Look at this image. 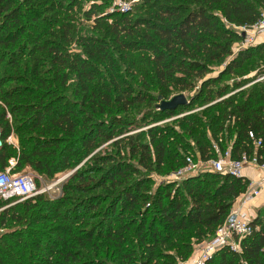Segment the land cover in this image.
I'll list each match as a JSON object with an SVG mask.
<instances>
[{
    "label": "trees",
    "instance_id": "obj_1",
    "mask_svg": "<svg viewBox=\"0 0 264 264\" xmlns=\"http://www.w3.org/2000/svg\"><path fill=\"white\" fill-rule=\"evenodd\" d=\"M177 1L182 4H174ZM47 2L48 11L64 15L78 5V0H0V69L25 58L31 60L27 62L31 68L26 64L20 69V79L0 76V100L21 99L12 107H0V171L14 158L17 172L30 167L50 179L72 169L104 144L109 143L110 151L93 155L89 166L62 183L64 198L48 203L37 195L19 202H25L26 216L14 218L24 223L20 231L0 234V264H43L42 257L45 264L77 262L76 246L87 250L101 240L119 263L135 256L125 247L141 251L142 264L184 262L190 250L184 241H201L217 231L250 181L204 172L185 178L179 185L167 181L151 190L150 176L175 172L190 154L201 161L216 159L213 141L196 134L203 126L223 133L219 138L211 135L221 154L230 147L231 159L254 155L259 165L264 164V81L245 93L242 90L236 95L243 97L239 101L228 97L197 113L189 112L225 96L230 88L223 80L253 57L254 51L264 53L261 43L232 56L234 41L241 40L233 27L255 24L264 12V0H142L143 6L127 12L98 15L100 8L94 4L84 18L93 23L86 30L98 36H82L85 57L68 56L57 42H49L58 38L65 44L74 38L73 29L60 20L54 23L57 33L46 26L41 13ZM147 5L155 11L152 17L132 18ZM43 22L47 29L41 41L35 36ZM111 43L125 53L149 55L126 64L130 69L126 71L137 76V88L118 77L104 81L99 75V67L125 73L118 66V61L125 60L112 59L109 53ZM28 46L33 50L27 51ZM41 52L46 53L44 63L49 69L44 74L36 56ZM228 57L231 59L223 70L206 79L210 65L221 64ZM5 60L7 64H2ZM10 82L18 85L3 90ZM241 86L235 83L233 88ZM180 94H186L189 103L174 111L153 110L138 122L123 117L134 106L154 105L156 109L158 102ZM7 112L13 115L11 124L6 120ZM182 114L171 122H179L183 133L194 137L196 150L192 155L190 147L178 141L173 151L180 163L165 173V139L172 126L157 125L116 140L149 120L157 123ZM11 130L19 142L16 152L5 144ZM256 141H260L259 146ZM41 212L49 217L41 218ZM4 216L0 227L5 224ZM43 221L59 224L51 230L33 228ZM92 221L95 226H91ZM249 225L251 234L239 240L238 252L225 247L205 264H264V206ZM130 235L135 246L127 240Z\"/></svg>",
    "mask_w": 264,
    "mask_h": 264
},
{
    "label": "rangeland",
    "instance_id": "obj_2",
    "mask_svg": "<svg viewBox=\"0 0 264 264\" xmlns=\"http://www.w3.org/2000/svg\"><path fill=\"white\" fill-rule=\"evenodd\" d=\"M41 1L46 2V0H41ZM152 1H155V0H152ZM177 3L182 4V1L174 2V4H177ZM94 4H96L100 8L97 11L98 12L97 15L100 14L101 12H105V13H108V12L111 13L114 11H116V12H121V11L127 12L129 9H131L134 6H143L142 0H98L95 2L92 0H78V5L74 8V11H72L69 14L64 15L60 12H57L56 10L48 11L47 7L50 5L47 2L46 7H42L41 15H42V19L48 22V25L44 24V22L41 23V25H38V33L36 34L35 37H37V38L40 37L41 41L45 38L43 35V32L47 29L45 27V25L47 27L51 28L54 31V33H57L58 26L54 23H56V21L60 20L61 22H63L67 26H70L73 29V32L71 34H72L74 39L72 41L68 40L67 43H65V44H62L61 41L58 40V38L54 39L55 41H49V42H57V44H59V46L64 49V51L66 52V54L68 56H73V55L79 54L82 57H85L81 53L82 48L80 46V42L83 39L82 36H90V35L98 36V33L88 32V30H86V28L91 27L93 23H92V21H86L84 18V13L89 12V11L91 12V7ZM154 12H155L154 9L151 7V5H149L148 8L144 7V9H142L139 13H135L134 15H132V18H134L136 16L152 17ZM232 30L235 31L234 28ZM50 40H53V38L51 37ZM257 42L258 43L255 44L254 46L261 44V43H264V34L258 37ZM239 45H240V41L235 40L233 45H232V56L237 55V53H238L237 50L239 48ZM109 46H110L109 53H110L112 59H117V58L121 59L122 58V60H125L123 62L118 61V66L125 73L121 74V73H118L114 70L107 71V70H104L102 67H99V68H96L99 75L101 77H103L104 81L118 77V79L125 80L130 85L137 88L139 86L137 83V76L132 74V72L129 71L130 69H129L128 65H126V64H127V62H129V60L130 61L132 59L138 60V58H140V57L141 58H147L149 55L147 53H139V52H126V53L122 52V51H120L119 47L114 43L113 44L111 43V45H109ZM26 48H27V51L33 50L29 46ZM243 50H245V49H243ZM27 51L24 52V55H26V56L28 55ZM45 54H46L45 52H41V53H38V55H36V56H39L38 60L41 64V66H44V67H40V69H39L40 73H42V74L49 71L48 66L44 63L46 61V58L44 57ZM230 59H231V57L230 58L228 57L221 64L210 65V67H211L210 73L206 76V79L207 78H213V77L217 76L219 74V72H221V70H223L225 63ZM6 62L7 61L5 60L2 64H7ZM27 62L31 63V60H28L27 58H25V59L21 60L20 63H15L14 65H12L10 68H5V65H3V68L0 69V76L1 75L7 76L9 78V80H17V78L20 79L21 78L20 75H23L22 71L20 69L23 68L24 65L28 64ZM127 67L129 69L128 71H126ZM29 68H31L30 65H29ZM142 68H145V67L143 66ZM263 81H264V53L254 51L253 57H251L249 60L245 61L240 69H236L232 74H230L229 77H227L223 80V82L226 83V85H228V87L230 88L229 92H227V94L225 96H223L220 99H216L213 102L208 103L206 106H202L200 108L192 109L189 112L190 113L191 112L197 113L199 110H201L207 106L209 107V106L218 104L219 101L221 102L222 99H226L228 97H229L228 100L235 98L237 101H239L243 97L236 98V95H238L242 90H244V91H242L244 93L249 91L251 88H253L254 85L261 84L260 82H263ZM235 83H241L242 86L239 87L238 89H234L233 87H234ZM15 85H18V83L10 82L3 87L4 88L3 90H8L10 87L15 86ZM154 94H156V93L154 92ZM183 95L187 96L186 94H183ZM170 99H168V100H170ZM20 100L21 99H10V101H5L4 103L0 100V107H4V106L12 107L15 104H17V102ZM168 100H166V101H168ZM21 102H23V101H21ZM155 105L158 106L159 102ZM222 109H224V107ZM153 110H158V108L155 109L154 105H151V107H146L145 105L134 106L130 110V113L127 115H123V117L128 118L130 120H135L136 122H138L143 117L149 115ZM186 114L187 113H185V115ZM12 116L13 115L9 114V113L6 116V120H8L10 124L12 123V120H13ZM182 116H184V114L178 115V116H175L173 118L166 119L164 121H160L157 123L150 122V120H149V121H147V123L144 126L137 127L129 133L126 132L123 135L117 137L116 140L121 139V138L128 136V135H132V134H136V133H143L148 128L153 127V126H157V125H159V126H164V125L172 126V127H170L172 129H171L169 137H167L165 139V142L167 144V154H168L167 155V164L162 169V172L165 173L167 171H170V169H169L170 166H173V164H176V163H180L178 156H176L175 152L173 151L174 146L178 141H181L180 144H182L184 146H189L190 151L192 152V155H194V152L196 150V144L194 141V137H190L186 133H183L182 128L179 125V122H176V121L171 122L173 120H177L178 118H180ZM226 125H227V123H226ZM196 134L198 136L202 135V136H204V138H207L209 140L211 139V141H213V144H215L217 142L215 141L214 138L212 139L211 135L216 136V138H219L223 133L221 131L218 133L216 130L212 131L209 128L203 126L200 130L197 131ZM198 141H201V139H199ZM5 144L7 146H10L11 149L14 150V152H16L18 150L19 142L17 140L16 135L13 133V130H11L10 136H8L6 138ZM108 144L109 143L100 146L95 151H93L91 154L82 158L80 161H78V163H76L72 167V169L58 173V174H55L50 179H47V177L43 176L42 174L37 173L36 171H34L30 167H25L19 172H17L15 169H13V171L20 173L22 175H31L33 182H34V185L36 187V190L39 192L37 195H41L44 202L53 203V202H56L60 198H64V196H65L64 191L62 190V183L66 181V179H67L66 176L73 171L75 172L77 170H82L86 166H89L90 159L93 155H95L97 153L102 154L104 151L109 152L110 147L108 146ZM201 144L203 145L204 141H201ZM12 159H14V158H12ZM194 161L197 163V161H199V159L195 158ZM175 172H171L168 175H158L155 173L151 174L150 177L153 180L151 190H154L157 185H160L161 183H164L167 181H170V182H173V183H176L179 185L181 182L176 181L173 178V173H175ZM202 173H204V172L202 170H200L194 176H197L198 174H202ZM37 195H35V196H37ZM35 196H33V197H35ZM24 203L25 202H23V203L2 202V204H0V225H1L2 220L5 217L4 215L7 216L5 224L0 227V234H10L14 231H20L24 222H23V220H21L20 222L15 221L14 217L22 218V217L26 216L25 215V213H26L25 209L26 208L24 206ZM32 204H35V201L31 202L29 205H32ZM28 214L30 215L31 211H29ZM39 215L41 218H48L49 217V214L46 212H41V213H39ZM249 219L251 220L250 214H249ZM95 223H96L95 221H92L90 224H91V226H93V225L95 226ZM57 224H59V221H55V222L43 221L42 223L38 222L36 225H34L33 228H39L41 230L42 226H45L46 229L50 228V230H51ZM33 228L32 227H30V228L26 227L24 229L33 230ZM215 234H216V230L213 233H211L209 236L207 235V236L203 237L201 241H197L196 238L186 239L184 241V244H187V246H189L190 250L187 251L188 255L186 256V260L184 262H180L179 264H191L193 259H195L199 255V253L203 250V248L207 244L212 242V240L215 238ZM127 240H128V242H130V245H132V246L136 245V244L134 245L135 239L133 236L130 235V237H128ZM87 248L88 249L85 250L81 246H76L73 250H74L75 256H78V258H79L78 261L77 262H75L74 260L72 262H66L65 261V264H92V262H99L100 264H142L141 251H139V250L135 251V249H136L135 247H125L124 248V250L126 252L135 255L125 263H119L117 261L115 255L113 254L112 250L110 248L108 250L106 249L107 245L105 244L104 240L96 241V243L94 245H89V246H87ZM105 251H106V253H105ZM172 251H174V250H172ZM42 261H44L43 264H45L47 260L42 257ZM34 264H38V263L35 262Z\"/></svg>",
    "mask_w": 264,
    "mask_h": 264
},
{
    "label": "built area",
    "instance_id": "obj_3",
    "mask_svg": "<svg viewBox=\"0 0 264 264\" xmlns=\"http://www.w3.org/2000/svg\"><path fill=\"white\" fill-rule=\"evenodd\" d=\"M233 28L241 37L237 52L253 47L258 43V37L264 34V12L252 26ZM254 144L259 146L260 141H256ZM213 149L218 154L216 159L199 160L196 163L191 155L186 156L185 165L173 173L174 180L182 181L187 177L194 176L200 170L207 173L242 177V171L245 168H255L264 177V164L259 165L254 155L242 154L240 159L233 160L230 157V147L222 154L219 152L217 144H213ZM8 164L4 171H0V201L19 203L37 195L39 192L36 190L32 176L14 172V159H10ZM261 189V180L249 183L246 192L235 200L225 222L217 229L215 238L203 248L191 264H205L214 253L225 247L236 252L239 251V240L251 234L250 219L243 212V208L260 195Z\"/></svg>",
    "mask_w": 264,
    "mask_h": 264
},
{
    "label": "crops",
    "instance_id": "obj_4",
    "mask_svg": "<svg viewBox=\"0 0 264 264\" xmlns=\"http://www.w3.org/2000/svg\"><path fill=\"white\" fill-rule=\"evenodd\" d=\"M242 176L248 179L250 182H258L260 180L262 181L260 195L252 203L245 205L243 208L245 215L249 217L250 214L252 220L256 216L257 211L264 206V177L259 172V170L255 168H245L242 171Z\"/></svg>",
    "mask_w": 264,
    "mask_h": 264
},
{
    "label": "water",
    "instance_id": "obj_5",
    "mask_svg": "<svg viewBox=\"0 0 264 264\" xmlns=\"http://www.w3.org/2000/svg\"><path fill=\"white\" fill-rule=\"evenodd\" d=\"M189 102L186 100L185 96L183 94L173 96L170 100L165 101L162 100L159 105L157 106L158 110L160 111H174L180 106H184L188 104ZM73 172L68 174L66 178H68L70 175H72Z\"/></svg>",
    "mask_w": 264,
    "mask_h": 264
}]
</instances>
